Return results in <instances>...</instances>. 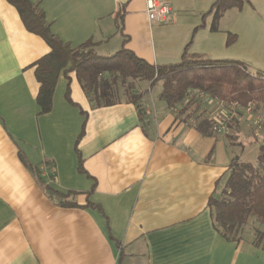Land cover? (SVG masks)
Listing matches in <instances>:
<instances>
[{
  "label": "crops",
  "instance_id": "0c3cea01",
  "mask_svg": "<svg viewBox=\"0 0 264 264\" xmlns=\"http://www.w3.org/2000/svg\"><path fill=\"white\" fill-rule=\"evenodd\" d=\"M30 1L60 39L73 47L91 41L102 56L125 45L150 64L170 65L187 49L264 72V0L227 11L217 31L213 15L204 17L215 0H168L172 17L163 25L148 21V0ZM229 33L237 35L231 46ZM50 52L0 0V264H264L254 242L218 233L209 206L231 161L253 147L231 142L248 125L243 117L228 134L205 136L178 110L152 104L138 84L147 91L140 109L126 100L96 107L75 73L60 78L53 109L42 115L34 65ZM203 101L193 109L213 120L236 114ZM45 184L73 194L62 202L77 206H61Z\"/></svg>",
  "mask_w": 264,
  "mask_h": 264
},
{
  "label": "trees",
  "instance_id": "16d2710c",
  "mask_svg": "<svg viewBox=\"0 0 264 264\" xmlns=\"http://www.w3.org/2000/svg\"><path fill=\"white\" fill-rule=\"evenodd\" d=\"M8 2L18 10L28 31L42 37L51 48V52L34 65L40 84L37 103L42 115L52 111L58 82L62 76L68 78L70 73L76 74L84 93L96 107H109L126 100L140 109L139 103L147 91L133 93L137 81L148 82L151 87L162 82L160 100L169 109L178 110V118L186 123L194 121V127L205 136L214 132L215 121L193 109L203 103L204 98L228 107L239 105L240 109L235 112L240 116L248 107H252L255 113L264 111V72L252 71L243 62L209 60L190 54L186 49L178 63L153 65L125 45L110 56H102L95 51V44L91 41L73 47L54 34L40 4L30 0ZM248 3V0H215L204 17L213 15L212 30L217 31L219 21L227 11H241ZM236 41L237 36L229 33L227 45ZM126 85V99H122L119 89ZM235 121L226 124L232 128ZM20 157L43 185L37 168L23 154ZM227 173L222 190L210 199L209 206L218 233L228 241L240 242L245 239L244 230L251 221L264 227V138L259 145L257 163L236 157ZM45 190L59 200L61 206H77L73 202H62L73 194H64L46 184ZM92 207L97 206L92 204ZM257 235L254 245L264 249V232Z\"/></svg>",
  "mask_w": 264,
  "mask_h": 264
},
{
  "label": "rangeland",
  "instance_id": "374dc122",
  "mask_svg": "<svg viewBox=\"0 0 264 264\" xmlns=\"http://www.w3.org/2000/svg\"><path fill=\"white\" fill-rule=\"evenodd\" d=\"M230 24V20H225L224 22V26H228ZM232 34V33H231ZM235 36H237L236 34H233ZM227 40H228V37H227ZM251 70V69H250ZM130 83H132V86L134 87V84L133 82L130 80L129 81ZM66 82L64 79H61V87L65 86ZM73 84L75 85V82H73ZM72 84V86H73ZM137 84L138 86L140 87H144V90L145 89H148L149 90V93H148V100L152 103V104H165L164 102H161L159 100V95L163 89V83L162 82H157L153 87L152 89H150V85L145 82V81H137ZM129 85V84H128ZM128 85H126V87H120V96L122 99H126V96H125V93L126 90H128ZM130 86V85H129ZM60 87V88H61ZM134 89V88H133ZM139 91H138V88H137V91L136 90H133V93L137 94ZM207 105H212L208 100H206V98H204ZM210 109H212V111L214 110L213 107H210ZM261 115H260V114ZM259 113H253V117L251 119H249V117L243 112V114L240 116L238 114H233V111H226V116H224L222 119L224 120L225 123H228L227 120H229V122H233V120H236L233 124H232V128H229V126L227 125L226 127V133H221L222 135H226L228 134V132L233 129V127H237L238 124H237V118H241L243 117L244 121L245 122H248V125L246 126L245 130H241L238 131V130H235L234 132V135L231 137V142L232 143H235L238 141H242V142H245V144L248 146V145H253L252 148H250L248 151L246 152H239V154H241V157H242V160L246 161V162H250V163H257V159H258V154H259V151L258 149L256 148L257 145H260V143L262 142L263 138H264V111H259ZM257 116H260L262 118V125H261V128H258L259 126L256 124V117ZM222 119H220L222 121ZM238 119V120H239ZM227 121V122H226ZM239 127V126H238ZM236 133H239L240 135L237 136L235 135ZM242 145V144H241ZM246 146V147H247ZM243 151V150H242ZM259 232H264V227L258 225L257 223L255 222H250L249 225H247L245 227V230H244V238L245 240L247 241H250V242H254L256 241L257 237H258V233Z\"/></svg>",
  "mask_w": 264,
  "mask_h": 264
},
{
  "label": "built area",
  "instance_id": "2783aa9c",
  "mask_svg": "<svg viewBox=\"0 0 264 264\" xmlns=\"http://www.w3.org/2000/svg\"><path fill=\"white\" fill-rule=\"evenodd\" d=\"M146 14L150 24L163 25L166 24L171 19L172 7L168 0H148L146 4ZM234 106L240 109L239 105H234ZM244 112L247 114L254 113L252 107H248L246 110H244ZM214 121H215L214 131L218 134L223 133V131L227 127V124L224 122V120L221 121L218 118L214 119ZM256 124L259 126L258 128H261L262 118L260 116L256 117ZM225 131L224 133H226Z\"/></svg>",
  "mask_w": 264,
  "mask_h": 264
}]
</instances>
